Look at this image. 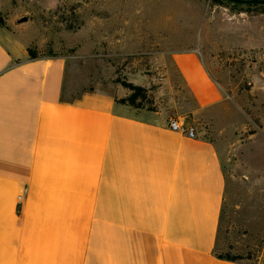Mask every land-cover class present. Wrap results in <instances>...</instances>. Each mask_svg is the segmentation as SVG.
<instances>
[{"label": "crops", "instance_id": "crops-1", "mask_svg": "<svg viewBox=\"0 0 264 264\" xmlns=\"http://www.w3.org/2000/svg\"><path fill=\"white\" fill-rule=\"evenodd\" d=\"M171 42L155 103L132 106L115 83L85 86L67 57L27 56L0 26V264H264V234L256 260L216 253L233 153L224 135L240 108L197 44ZM173 117L196 136L171 129Z\"/></svg>", "mask_w": 264, "mask_h": 264}, {"label": "rangeland", "instance_id": "rangeland-1", "mask_svg": "<svg viewBox=\"0 0 264 264\" xmlns=\"http://www.w3.org/2000/svg\"><path fill=\"white\" fill-rule=\"evenodd\" d=\"M242 15L247 26H229ZM166 24L182 29L162 31ZM0 26L22 37L27 56L67 57L85 86L112 82L122 98L144 95L135 103L148 107L161 85L158 57L171 38L197 44L240 108L224 135L232 138L233 153L225 165L216 253L256 260L264 234V6L227 0H0ZM247 27L252 40L244 37ZM143 74L151 79L144 83ZM202 132L217 135L209 123Z\"/></svg>", "mask_w": 264, "mask_h": 264}, {"label": "built area", "instance_id": "built-area-1", "mask_svg": "<svg viewBox=\"0 0 264 264\" xmlns=\"http://www.w3.org/2000/svg\"><path fill=\"white\" fill-rule=\"evenodd\" d=\"M168 124H169V127L173 130L181 131L190 137L196 136L194 127L187 126L183 119L180 120L176 117H173L169 119Z\"/></svg>", "mask_w": 264, "mask_h": 264}, {"label": "trees", "instance_id": "trees-1", "mask_svg": "<svg viewBox=\"0 0 264 264\" xmlns=\"http://www.w3.org/2000/svg\"><path fill=\"white\" fill-rule=\"evenodd\" d=\"M234 4H237V3H234ZM257 5L264 6V4H246V6H257ZM30 57H35V56L30 55ZM134 89L137 90V91L141 90L140 87H134ZM138 95H141V93H133L132 95L128 96L127 98H121L120 100L122 102H127L128 104H130L132 106H140V104H136L135 103L136 98H138L136 96H138ZM143 96L144 95H141V97H143ZM217 255L219 257H221V258H226V259H229V260H239V259H241V257H237V256L229 257L227 255H221V254H217Z\"/></svg>", "mask_w": 264, "mask_h": 264}, {"label": "water", "instance_id": "water-1", "mask_svg": "<svg viewBox=\"0 0 264 264\" xmlns=\"http://www.w3.org/2000/svg\"><path fill=\"white\" fill-rule=\"evenodd\" d=\"M237 4H264V0H227Z\"/></svg>", "mask_w": 264, "mask_h": 264}]
</instances>
